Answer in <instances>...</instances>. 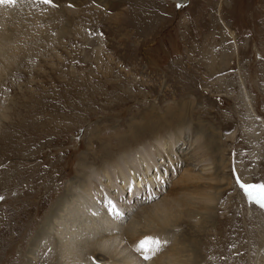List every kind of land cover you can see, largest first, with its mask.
I'll return each mask as SVG.
<instances>
[{
	"label": "rangeland",
	"instance_id": "1",
	"mask_svg": "<svg viewBox=\"0 0 264 264\" xmlns=\"http://www.w3.org/2000/svg\"><path fill=\"white\" fill-rule=\"evenodd\" d=\"M14 4L12 18L0 17V30L12 29L0 45V264H109L110 253L90 251L96 247L90 243L84 260L77 257L78 246L70 243L77 249L69 254L59 248L58 237H86L82 223L64 234L59 227L54 234L45 228L68 193L81 188L89 171L84 165L97 169L105 145L119 153L118 140L126 138L133 147L128 128L150 114L157 118L139 128L138 141L161 139L147 158L151 169L148 162L136 163H142L136 173L143 182L130 190L120 177L108 182L110 209L114 204L115 213L122 212L117 230L128 228L134 215L143 220L145 208L167 200L174 189L186 194L192 209L203 188L214 198L202 215H182L160 239L151 237L159 251L140 244L163 226L148 223L152 230L146 221L138 223L136 238L125 233L115 240L117 260L133 253V260L120 263L155 264L176 246L180 264H264V208L241 187L264 185V0ZM181 105L185 117L169 121L166 109L179 111ZM185 168L196 179L176 185ZM213 171L221 184L204 179ZM96 183L99 190L89 185L91 196H103ZM93 226L105 228L101 219Z\"/></svg>",
	"mask_w": 264,
	"mask_h": 264
},
{
	"label": "bare ground",
	"instance_id": "2",
	"mask_svg": "<svg viewBox=\"0 0 264 264\" xmlns=\"http://www.w3.org/2000/svg\"><path fill=\"white\" fill-rule=\"evenodd\" d=\"M3 4H5V3H3ZM3 4H0V17H3L5 19L4 15H8V18H12L13 16H11L8 13H13V11H12L13 10V7H10L11 4H8V5H3ZM1 23H6V21H4V22L1 21ZM2 27H4V26H2ZM10 29L11 28L8 29V28L5 27L2 30H0V45H2L9 38V33L11 32ZM166 111H171L172 112V113L170 112L171 113V117H170V120L169 121H179V120L181 121L185 117V114H186L185 112L187 110H186V106H182L181 105V107L179 108V111H176V110H173V109H168V110L166 109ZM164 114L165 115L162 116V117H164L163 120H165V118H167L166 117L167 116L166 115V112ZM153 118H157V116L156 117L155 116L153 117L152 114L147 115V117H145L143 119V121H140L137 124H135L133 126H130L128 128L129 131L132 134H134L133 135L134 136V140H133V145L134 146L133 147H131L130 145H127L126 138L125 139H122V140H118L117 143H118L119 148H120V150H118L119 153L113 154V152H111V149H112L111 144H109V148H107V145H105L106 146L105 151H104L105 152L104 153L105 155L103 154L104 156L102 157V156H100L98 154L100 157H102V160L103 161H101L99 163L100 166L97 169H93L89 164L86 163L84 165V167H86V169L88 167L89 169H87V170H89V171L88 172L85 171L86 175L84 174L85 176L83 178V184H82L81 188L79 190H77V192L74 191L71 194L68 193L67 199L62 200V203L63 202H65V203H63V204L61 203L59 205V207L57 208V212L53 213L50 216V219L47 222L49 225L47 226V228H45V230H47L49 227L53 228L52 234L56 233L55 231H57L56 229H58V227L60 228L59 231L60 232H63V234H64V230H66V229L68 230V228L73 227V226H76L79 223H82L83 224V227H80V230L83 229V231H84L83 234H87V235H85L86 237H84V235L79 236V234H80V232H79L76 235L77 237H75V239H74L75 242H73L72 240H69L68 239L72 235H68L67 239L66 238L60 239V237H58L59 238V241L61 242L60 245H62V247H59V248L64 253L69 254L71 251L73 252V250L77 249V248L74 249V247L72 245L78 246L79 249H78V251L76 253L77 254V257H79L80 259L84 260L85 259L84 258L85 252L89 250V246H88L89 244L88 243H90L91 245H95L96 246V247H92L90 245L91 246L90 247L91 248L90 251L91 250L92 251H95V252L96 251H99V252L103 253L106 257H107V254L110 253V258L108 260V261H110L109 264H121L124 261L133 260L132 259L133 257L131 256V255H133V253L132 254L125 253V254H123L121 256V258L119 260H117V255H116V252H115V245H114L115 240L117 238H120V240L122 241V235H124L125 233L128 234V236L131 237V238H134V237L136 238V236H138V235L135 236L134 235V231L136 230L135 227H136V225H138V223H144V221H146L147 222L146 224L148 225V223H153V222L159 221V223H160L159 225H162L163 226L162 229L154 232L152 234V236H150L148 239H147V236H144L143 237L144 239L142 241H145V240H149L151 237H158L159 238L158 234L162 233L165 229H167L168 228L167 226L170 227V225L172 223L171 220H176L178 218L184 217L182 215H185V217H188L189 216V213H191V214L194 213V216H196L198 213H200V215H202V211L201 210H205L206 211L208 209V205H209L210 202L213 201L212 198H214V197H213V194H209L208 193L209 191L208 192L207 191H204V188L200 192L197 190V187L196 186H194V188L196 189V191L194 190V188L192 189L195 192H199V194L197 196H196V193H195V196L194 197L192 196L193 199H196V200H194L195 202H192V203H196V208H194V209H192L193 207H191V208L188 207L189 206L188 203H187L188 200H187V198H185V195L186 194L184 193V195H181V192L180 193L177 192L178 193L177 194L176 191H175V189H174L171 192L170 197L167 200H162V201H160L158 203L156 202L153 205H150V207L145 208V211H144L145 216L143 217V220L140 219L137 222L135 220V218H134L135 217V215H134V217H133V219L131 221V225L128 228L124 229L123 231L122 230H117V227L119 226V224H117V222L115 221V218L116 217H120L121 214H122V212H119V214L118 213H115V211H117V210L119 211V209H118V206H115L114 204H113L114 208L113 209H110L112 203L108 202V200L106 199V197H107L106 195L110 196L108 194L109 192L107 193V191H108L107 189L110 188V186H111V185L108 186V182H112L114 177H116V178L117 177H120L121 180H122V182H123V184H126V187H128L129 190L131 189L130 187H131L132 184L136 185V184H140V183L143 182L142 181L143 180L142 179L143 175H140V172L136 173L138 171L137 168L140 165H142V163L140 162L137 165H136V163L138 161H142L144 163L148 162L147 158L150 157V156H152L153 153H156L157 149L155 147V144H158L161 138H157V137H154V136H150V138L148 140L149 141L148 143H142V140L141 141H138L139 136H142V133L140 132L141 130H139V128H142V127H151L152 126V119ZM159 124H161V123H159ZM120 137L121 136H119V138ZM178 140H179L178 138H174V137L172 139L173 142H177ZM173 142H170V143H173ZM195 142H196V140H195ZM137 144H138V146H136ZM152 144H153V151L150 150V146ZM197 146L201 147V149L203 148L202 145H197ZM133 149L137 153H133L132 154V152H133L132 150ZM146 149H148L147 152H145ZM193 149L195 150L194 147H193ZM214 149H216V148H214ZM215 152H216V154L218 153V155H219L220 152H221V149L219 150V148H217ZM123 153H126L128 155L131 154V155H129V156L127 155V157L125 158L126 155L124 154L125 155L124 156ZM118 154L119 155L122 154L123 156H120V157L117 156V157H115ZM95 159H97V158H95ZM153 161H155V160H153ZM213 161H214V159H213ZM107 162H108V165H107ZM177 163H178V161H177ZM146 164L151 169L152 162L149 161ZM155 164H156V162H155ZM201 165H204V163L201 164ZM109 167L110 168L113 167L115 169V171H113V172L110 171V168ZM156 167H157V165H156ZM141 168H142V170H146V169H143V166ZM129 169H132L131 170V173L132 174H130L128 172ZM190 170H191V168H189V169L185 168L184 169V171L181 173V175L178 178V180L175 181L176 185H179V184L182 185V183H185L187 181H191V180H193L197 176V175L195 176V173L191 172ZM106 173H107V177L104 178V179H102L101 178V174H106ZM215 174L216 173L213 171L212 174L210 173V176H207L208 174L206 175L207 177H205L204 179H206L208 181V184L211 185V184H214V183L215 184H221L222 183V181L220 183V178L217 177L218 174H216V175ZM200 178H203V177H200ZM197 179H198V177H197ZM97 181L99 182V185H101V187H102L101 190H102V192H103L104 195L101 196L100 193H98L97 191H94V194L95 195L92 197L91 196V193H90V190H88V189L91 188V186H89V185H92L93 187H95L96 190H99L98 189V186H97V183H96ZM194 182H197V180L194 181ZM187 184H188V182H187ZM208 184H206V185H208ZM179 186H177V187H179ZM201 187H203V186H201ZM209 187H211V186H209ZM176 190H177V188H176ZM178 191H179V189H178ZM182 191L184 192V189ZM187 192H188V190H187ZM73 195H74V199L70 201L69 199H71L73 197ZM95 197H100L101 203L100 202H97V200H96ZM146 197L147 196L145 195V198ZM109 198L111 199L112 197L110 196ZM119 200L120 199H118V198L116 199L117 202ZM107 208L110 209V213L108 212ZM60 211H61V213H60ZM53 216H54V218H53ZM62 217H65V219L63 220ZM189 217L187 219H189ZM100 219L105 224L104 230H103V228H101L99 226H95V228L92 229V227H94L93 225L97 221H99ZM148 226H149V228L152 229V226L151 225H148ZM73 229H70V231L73 232ZM115 231H117V232H115ZM49 232H51V231H49ZM94 233H95L94 236L97 239L94 238V240H90L89 239L90 238L89 235L90 234L93 235ZM103 235H105L106 237L103 236ZM66 236L67 235H64V237H66ZM97 236H99V237H97ZM183 236L184 235H182V238H183ZM182 238H180V239H182ZM180 239L178 238V240H177L178 243H179V240ZM62 240H64V242ZM80 241H82V243H80ZM126 243H128V242H126ZM86 246H87V248H86ZM124 246H125V249H127V246H126L125 242H124ZM150 246H152V245H147L146 247H150ZM176 249H177L176 246H173L172 248H170L165 254H163L161 257L156 258L154 260L156 262L155 264H175V263L176 264H180L179 263L180 262L179 260H181V259L179 257H180L181 254H178V251L176 252ZM65 250L67 252H65ZM142 253L143 252H141V254ZM166 254H167V256L165 257L164 255H166ZM172 257H174L175 260H172ZM154 261H152V263ZM186 261H184V262H186ZM105 262H106V260H105ZM93 263L94 264H98L95 261H93ZM102 263H103V261H102ZM135 264H136V262H135Z\"/></svg>",
	"mask_w": 264,
	"mask_h": 264
},
{
	"label": "snow or ice",
	"instance_id": "3",
	"mask_svg": "<svg viewBox=\"0 0 264 264\" xmlns=\"http://www.w3.org/2000/svg\"><path fill=\"white\" fill-rule=\"evenodd\" d=\"M16 0H0V3L14 4ZM49 2V0H45ZM179 6V5H178ZM241 187L244 189L246 195L248 196L251 202L256 203L260 207L264 208V185H245L241 184ZM147 245H156V251H159V241L155 240H145L140 244V248L145 249L146 251H152ZM139 250V249H138ZM145 259H151V256L145 255Z\"/></svg>",
	"mask_w": 264,
	"mask_h": 264
},
{
	"label": "water",
	"instance_id": "4",
	"mask_svg": "<svg viewBox=\"0 0 264 264\" xmlns=\"http://www.w3.org/2000/svg\"><path fill=\"white\" fill-rule=\"evenodd\" d=\"M178 5H179V3H178ZM179 7V6H178Z\"/></svg>",
	"mask_w": 264,
	"mask_h": 264
}]
</instances>
